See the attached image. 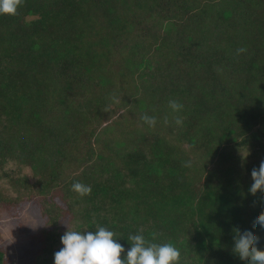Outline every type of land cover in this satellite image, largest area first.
<instances>
[{
    "label": "trees",
    "instance_id": "trees-1",
    "mask_svg": "<svg viewBox=\"0 0 264 264\" xmlns=\"http://www.w3.org/2000/svg\"><path fill=\"white\" fill-rule=\"evenodd\" d=\"M262 155L264 0H20L0 14V180L17 193L0 188L1 208L37 196L43 215L110 228L125 251L143 232L179 264H248L231 229L264 211V188H248ZM46 232L34 264L62 247Z\"/></svg>",
    "mask_w": 264,
    "mask_h": 264
},
{
    "label": "clouds",
    "instance_id": "clouds-1",
    "mask_svg": "<svg viewBox=\"0 0 264 264\" xmlns=\"http://www.w3.org/2000/svg\"><path fill=\"white\" fill-rule=\"evenodd\" d=\"M20 0H0V14H14ZM244 49H238L243 51ZM173 110L183 107L178 101L169 100ZM142 119L150 126L156 123V117L144 114ZM181 121L177 119V123ZM246 155V152L245 154ZM251 179L248 188L255 190L257 186L264 188V155L258 164L250 166ZM72 190L80 195L91 192V186L76 181ZM264 229V211L256 213L250 224H236L231 229L232 245L239 256L245 257L248 264H264V247H258L261 237L253 226ZM130 247H125L116 238L114 230L97 224L95 230H79L67 228L61 236L62 247L54 253V264H179L181 251L171 242L156 243L146 239L143 232L130 234ZM124 254L123 257L121 254Z\"/></svg>",
    "mask_w": 264,
    "mask_h": 264
},
{
    "label": "rangeland",
    "instance_id": "rangeland-1",
    "mask_svg": "<svg viewBox=\"0 0 264 264\" xmlns=\"http://www.w3.org/2000/svg\"><path fill=\"white\" fill-rule=\"evenodd\" d=\"M119 131L115 129L109 136H119ZM5 169L9 171L17 169L16 174L15 172L13 174L26 177L31 184L37 181L29 166L21 165L18 169L17 163L10 162ZM0 188L10 196L17 195L16 190L10 187L5 179L0 180ZM43 203L44 201L41 202L34 196L24 198L18 206L9 210L0 207V246L5 250V264L38 263L43 256L41 253L43 242L40 237L44 230L48 232V236L56 237L61 242V236L68 227L78 228L79 221L72 215L54 212L43 215ZM50 216L57 217L56 221H50ZM35 236L38 239H35Z\"/></svg>",
    "mask_w": 264,
    "mask_h": 264
}]
</instances>
